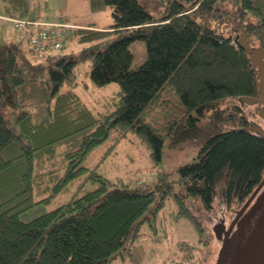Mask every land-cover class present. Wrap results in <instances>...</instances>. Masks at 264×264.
<instances>
[{
  "label": "trees",
  "instance_id": "obj_1",
  "mask_svg": "<svg viewBox=\"0 0 264 264\" xmlns=\"http://www.w3.org/2000/svg\"><path fill=\"white\" fill-rule=\"evenodd\" d=\"M162 1L156 16L141 0H89L92 10L112 8L109 27H75L69 45L42 56L20 32L18 40L0 44V264H110L133 256L148 234L144 223L154 229L151 240L157 238L153 221L171 193L180 205L176 216L188 217L202 235L204 225L184 196L200 198L208 220L219 209L233 213L264 177V137L246 128L260 104L242 99L259 95L258 70L232 23L220 29L237 20L250 42L264 48V0ZM5 2L12 21L45 20L42 0ZM74 40L78 51H59ZM139 40L146 57L132 67L131 45ZM81 60H89L96 85L119 83L114 107L94 111L79 94ZM168 84L183 104L167 122L169 142L199 146L195 159L178 167L177 179L160 172L154 185H120L83 162L112 130L109 148L134 133L160 160L164 136L143 114ZM87 180L97 186L31 215L40 202Z\"/></svg>",
  "mask_w": 264,
  "mask_h": 264
},
{
  "label": "rangeland",
  "instance_id": "obj_2",
  "mask_svg": "<svg viewBox=\"0 0 264 264\" xmlns=\"http://www.w3.org/2000/svg\"><path fill=\"white\" fill-rule=\"evenodd\" d=\"M156 15L162 13L164 2L162 0H141ZM5 0H0V44L16 41L20 38V30L14 21L8 19ZM41 12L45 21H65L81 27L106 28L113 22L112 8L110 6L101 10H92L89 0H42ZM73 36V35H72ZM114 34L108 36L113 38ZM14 39V40H13ZM28 40L23 37L20 42L22 48L28 46ZM81 45L74 42L64 50L78 51ZM134 53L132 67L141 64L146 57V43L139 40L131 45ZM89 60H81L77 64L76 89L86 103L94 111H106L115 106L119 97L120 85L116 81L104 85H96L89 76ZM181 99L175 88L168 84L161 93L151 102L143 117L157 132L164 136L162 157L156 160L150 153V148L134 133H128L121 137L114 146L116 130L102 142L93 147L85 156L83 162L95 169L111 182L128 184L129 186L154 185L160 180V172L169 173V177L177 179L178 167L195 159L198 152V144L186 142L180 145H171L170 136L166 134L168 120L183 110ZM195 112V111H194ZM258 112V110H257ZM196 113V112H195ZM202 120L206 117L203 116ZM257 123H263V119L257 113L252 118ZM79 183L74 182L66 191L54 195L47 202H40L31 209V215L52 209L73 196H79L86 190L95 188L96 182L87 180L83 188L78 189ZM181 188L179 182L174 183V191ZM191 210L198 215L204 225V233L201 235L192 220L185 216H176L180 205L174 193L165 198L164 204L158 211L157 220H154L156 239L151 240L149 234L154 230L146 222L143 230L148 234L140 237L133 256H120L113 259L110 264H215L220 241L215 237L213 225L216 215L223 214L228 222L233 215L230 211L218 209L221 212H211L208 220L205 218L206 208L198 197L184 196ZM239 208V207H238ZM236 208V209H238ZM230 212V213H229ZM149 239V240H148Z\"/></svg>",
  "mask_w": 264,
  "mask_h": 264
},
{
  "label": "water",
  "instance_id": "obj_3",
  "mask_svg": "<svg viewBox=\"0 0 264 264\" xmlns=\"http://www.w3.org/2000/svg\"><path fill=\"white\" fill-rule=\"evenodd\" d=\"M231 23L233 29L239 31L238 44L250 54L258 70L259 95L242 99L260 104L258 115L263 123L253 122L246 128L264 137V48L250 42L244 25L237 20L227 19L220 29L224 31ZM217 28L215 24L214 29ZM216 216L212 228L221 244L215 264H264V177L244 203L235 209L229 222L223 212Z\"/></svg>",
  "mask_w": 264,
  "mask_h": 264
},
{
  "label": "built area",
  "instance_id": "obj_4",
  "mask_svg": "<svg viewBox=\"0 0 264 264\" xmlns=\"http://www.w3.org/2000/svg\"><path fill=\"white\" fill-rule=\"evenodd\" d=\"M21 33L31 36L35 52L44 55L48 49H58L69 45L73 35V24L64 21L29 20L21 17L13 19Z\"/></svg>",
  "mask_w": 264,
  "mask_h": 264
},
{
  "label": "crops",
  "instance_id": "obj_5",
  "mask_svg": "<svg viewBox=\"0 0 264 264\" xmlns=\"http://www.w3.org/2000/svg\"><path fill=\"white\" fill-rule=\"evenodd\" d=\"M14 40V39H13ZM149 240V239H148Z\"/></svg>",
  "mask_w": 264,
  "mask_h": 264
}]
</instances>
